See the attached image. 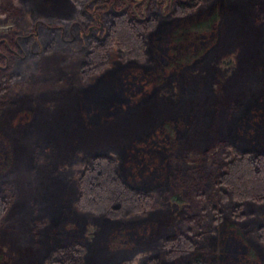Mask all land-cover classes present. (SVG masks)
<instances>
[{
  "label": "trees",
  "instance_id": "trees-1",
  "mask_svg": "<svg viewBox=\"0 0 264 264\" xmlns=\"http://www.w3.org/2000/svg\"><path fill=\"white\" fill-rule=\"evenodd\" d=\"M258 1L0 0L1 19L27 26L0 35V114L23 97L13 128L43 144L29 168L42 160L49 133L62 136L73 124L87 132L125 119L169 84L182 97H196L184 109L190 118L180 109L120 144L84 148L65 161L69 170L47 178L68 196L60 201L53 189L29 207L28 235L41 248L30 264H262L256 252L264 257V90L233 101L229 116L215 115L200 97L216 91L221 74L201 70L197 81L186 77L212 57L225 20L243 10H253L250 23L264 54ZM48 92L61 95V113L40 121L33 104ZM189 136L193 144L181 153ZM208 159V170L186 163ZM12 164L3 140L0 227L14 199L1 181ZM175 191L191 201L190 215L145 239L144 222ZM87 212L109 238L118 235L117 257L101 259L86 238ZM75 218L82 222L70 223Z\"/></svg>",
  "mask_w": 264,
  "mask_h": 264
},
{
  "label": "rangeland",
  "instance_id": "rangeland-1",
  "mask_svg": "<svg viewBox=\"0 0 264 264\" xmlns=\"http://www.w3.org/2000/svg\"><path fill=\"white\" fill-rule=\"evenodd\" d=\"M257 10L264 12V0L258 1ZM252 13L253 10L247 9L243 10L238 17L226 19L224 26L222 24L223 31L220 33L212 57L206 60L201 68L186 76L188 80L197 81V75L201 70L210 72L215 69L221 74L216 79L219 83L216 91L204 93L200 97L206 103L205 107H210L215 115L220 111L229 116L231 113L229 107L233 101L251 95L256 89L264 90V54L261 53L257 44L260 36L258 30L250 23ZM26 28L24 22L0 18V35H3L7 29L22 33ZM173 85L169 84L160 88L153 99L139 106L125 119L111 120L87 132L74 130L75 125L73 124L71 130L63 132L62 136L49 133L52 140L47 146L48 149L43 151L42 160L35 162L33 168H29L27 164L30 162V156L35 157L39 154V147L43 146L42 141H35L30 135L23 138L13 128L17 111L23 106V97H18L13 106L0 114V144L3 140H9L13 158V164L1 181L9 186L14 194V199L5 215L4 224L0 227L1 264H30L39 258L40 243L28 235L31 215L28 213L29 207L32 203H39L44 199L45 193L53 189L63 195L59 198L60 201L68 196V191L55 187L47 179L62 173L64 169L69 170L65 161L72 160L84 148L93 149L103 143L120 144L136 132L150 130L158 118L175 114L180 109L186 112L184 109L192 106V101L194 102L196 97L192 94L182 97L181 91ZM61 100V95L51 92L36 98L33 104L35 110L33 118L40 121L55 118L61 113L59 104ZM190 113V111L186 112L188 118L191 117ZM193 121H198L196 116ZM217 123L218 120L211 124L215 127ZM192 142V136L186 137L184 143L180 145V152L183 153L187 146L193 144ZM186 163L190 168L198 165L208 170L212 167L210 159L199 163L187 161ZM215 166L223 167L220 162H216ZM181 197L183 200L180 202L169 200L166 197L161 201L163 207H157L152 211L144 222L147 230L145 239L168 233L190 215L192 203L183 194ZM85 217L84 234L87 239L95 241L99 257L101 259L117 257L115 244L118 235L109 238L94 213L87 212ZM80 222H82L81 219L75 218L70 223L79 225ZM256 253L264 264L262 253Z\"/></svg>",
  "mask_w": 264,
  "mask_h": 264
},
{
  "label": "water",
  "instance_id": "water-1",
  "mask_svg": "<svg viewBox=\"0 0 264 264\" xmlns=\"http://www.w3.org/2000/svg\"><path fill=\"white\" fill-rule=\"evenodd\" d=\"M169 199L177 201V202H180V201L183 200V198L181 197V195H180V193L178 191H175V192L171 193L170 196H169Z\"/></svg>",
  "mask_w": 264,
  "mask_h": 264
}]
</instances>
